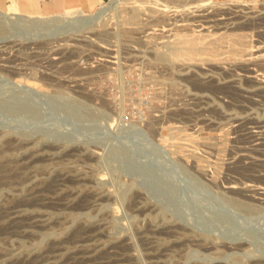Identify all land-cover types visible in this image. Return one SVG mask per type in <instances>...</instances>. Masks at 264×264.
<instances>
[{"label":"rangeland","instance_id":"rangeland-1","mask_svg":"<svg viewBox=\"0 0 264 264\" xmlns=\"http://www.w3.org/2000/svg\"><path fill=\"white\" fill-rule=\"evenodd\" d=\"M0 8V264H264L244 0Z\"/></svg>","mask_w":264,"mask_h":264},{"label":"built area","instance_id":"built-area-1","mask_svg":"<svg viewBox=\"0 0 264 264\" xmlns=\"http://www.w3.org/2000/svg\"><path fill=\"white\" fill-rule=\"evenodd\" d=\"M244 43V108L252 103L258 113H264V0H244ZM247 128L256 159L264 160V120Z\"/></svg>","mask_w":264,"mask_h":264},{"label":"bare ground","instance_id":"bare-ground-1","mask_svg":"<svg viewBox=\"0 0 264 264\" xmlns=\"http://www.w3.org/2000/svg\"><path fill=\"white\" fill-rule=\"evenodd\" d=\"M101 8H103V5H101ZM100 8V10L97 12V13H95V14H92V15H88V14H86V12H83V11H79V12H76L75 14H73V15H79V17H74V18H81V20H82V18H85V17H89V18H91L90 19V21H92V20H94V19H96V18H98L99 17V15H100V13H102V12H104L105 11V8L104 9H101ZM7 14H9L8 12H6L5 10H3V9H1L0 8V16H5L6 18H8V16H7ZM88 15V16H87ZM5 22V21H4ZM78 22H80V21H78ZM77 22V23H78ZM95 22V21H94ZM72 23V22H71ZM73 24V23H72ZM71 24V25H72ZM76 24V23H75ZM5 25V24H4ZM84 25V24H83ZM67 26V25H66ZM69 26V25H68ZM53 28H57V26H55V27H53ZM193 46H195V45H193ZM104 48H105V53H107V54H104V56L103 57H101V58H99L98 59V61L97 62H99V63H102V64H108V63H114V60L112 59V55H111V53H109L110 52V50H111V48L110 47H106V46H103ZM5 64V63H4ZM3 64V65H4ZM165 149V148H164ZM136 162V161H135ZM231 188H233V186H230ZM241 187V186H240ZM239 188V187H238ZM243 188H244V186H243ZM240 190V189H239ZM239 194V193H238ZM37 215V214H36ZM84 259V258H83Z\"/></svg>","mask_w":264,"mask_h":264},{"label":"crops","instance_id":"crops-1","mask_svg":"<svg viewBox=\"0 0 264 264\" xmlns=\"http://www.w3.org/2000/svg\"><path fill=\"white\" fill-rule=\"evenodd\" d=\"M92 4L93 3H91L90 5L92 6ZM94 5V4H93ZM69 9H73V10H77V12H79V11H83V12H85L82 8H80V7H71V8H69Z\"/></svg>","mask_w":264,"mask_h":264}]
</instances>
